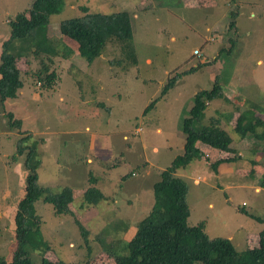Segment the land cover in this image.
I'll return each mask as SVG.
<instances>
[{"label": "rangeland", "instance_id": "1", "mask_svg": "<svg viewBox=\"0 0 264 264\" xmlns=\"http://www.w3.org/2000/svg\"><path fill=\"white\" fill-rule=\"evenodd\" d=\"M63 1L46 30L58 43L54 57L28 53L19 41L9 51L19 55L16 63L24 83L17 98L0 104V258L13 262L30 252L33 264L43 259L114 264L111 249L125 254L120 247L133 237L136 224L153 208L171 206L164 195L170 201L172 196L164 192L159 198L152 187L160 171L183 152L182 121L194 94L211 90L215 80L231 102H211L205 120L219 119L241 160L226 163L232 154L197 144L206 160H193L176 172L188 187L187 224L204 223L209 238L228 239L238 252L257 248L264 225L238 209L264 220V189L255 182L264 170V154L260 146L252 154L259 142L243 140L234 126L243 113L247 122L264 119V0ZM31 2L0 0V52L10 33L8 23ZM83 7L95 13L120 12L125 7L138 12V21H132L137 64L114 41L107 42L91 64L78 56L72 43V54L63 56L60 43L66 40L59 34V23L81 16ZM231 11H238L235 20L228 17ZM232 21L233 29L229 27ZM45 71L55 73L48 88L38 82V74ZM176 74L182 75L160 98L166 82ZM154 101V107L142 115ZM7 113L21 121L20 134L9 127ZM26 132L32 138L25 145L36 144L38 183L55 193L70 185L75 197L69 209L72 215L55 216L50 204L35 203L47 251L41 246L35 251L19 247L20 236L14 233V214L25 194L26 171L24 157L15 162L11 158L16 139ZM218 160L222 163L214 172L210 165ZM250 160L259 165H254L256 170ZM89 173L96 179L93 185ZM90 187L107 199L95 208L86 204L84 210L82 196ZM76 222L87 230V241ZM104 228L113 235L102 232ZM99 235L107 252L96 241ZM89 250L92 258L85 260Z\"/></svg>", "mask_w": 264, "mask_h": 264}, {"label": "trees", "instance_id": "2", "mask_svg": "<svg viewBox=\"0 0 264 264\" xmlns=\"http://www.w3.org/2000/svg\"><path fill=\"white\" fill-rule=\"evenodd\" d=\"M63 5V0H32L27 10L17 14L14 20L8 23L10 33L6 41L2 43L0 52L1 105L6 100L17 98L24 83L16 63L19 55L9 52L11 47L16 41H19L24 43L25 51L28 53L46 55L48 59L54 57L58 43L46 30L50 23V17L59 14ZM81 13V16L77 18L59 23V34L66 40L65 44L60 43L64 47V57L72 54V51H69V48L73 49L70 46L72 43L78 56L87 64H91L101 56L107 42L114 41L119 42L121 50L127 51V59L137 64L133 47L131 13L128 11L95 13L89 12L84 7L81 9ZM135 13L139 15L137 11ZM237 14L238 11H231L228 13V17L235 20ZM229 27L233 29L234 21L230 22ZM234 44L235 41H232L233 47ZM227 53L229 54L230 51ZM192 70L196 69L189 71ZM45 73L42 76L38 74V82L41 83L39 85L42 88H48L50 79L55 77L53 72L48 74L45 71ZM180 75L182 74H176L166 82L160 93V98L176 84ZM214 100L231 102L224 95L223 88L217 80L214 81L211 90H200L194 94L188 116L182 121V132L185 136L183 152L174 157L167 168L160 171L159 180L152 187L157 197L168 192L173 200L170 201L169 195L164 196H167L168 205L172 202L171 206L167 209L153 208L145 218L136 224L133 237L120 247V250H123L125 254L114 253L111 249L109 256L114 254V264H264V229L259 233L260 239L257 248L238 252L228 239L209 238L204 231V223H198L195 226L187 224L190 215L187 205L188 187L183 179L176 176V172L187 168L193 160H206L205 155L197 148V144L232 154L230 159L225 160L226 163L241 160L231 138L221 128L219 119L210 117L205 120V110ZM155 102L149 103L142 115L152 109ZM228 115L230 116V114ZM6 117L9 127L16 129L20 134L21 121L15 119L12 113H7ZM234 129L243 140H247L249 143L252 141L259 142V144L254 145L252 154H257L258 146L264 154V119L256 118L247 122L246 114L243 113L236 119ZM31 138L30 132H26L24 136L17 138L14 145L15 153L11 158L15 162L18 158L24 157L22 166L26 171L25 194L17 202L14 214V233L16 236H20L19 247L35 251L41 246L43 251H47V245L41 240V219L36 214L35 203L41 201L44 204H50L55 216L72 215L69 209L72 207L75 197L70 186H64L60 192L55 193L49 187L38 183L37 167L39 161L36 160L38 154L35 141H32L28 146L25 145L26 141L31 140ZM250 162L253 170H256L254 165L258 164L251 160ZM221 163V160L214 161L210 167L214 172H217L216 167ZM122 179H127V176ZM256 179L258 186L264 189V170L259 174V177H255ZM88 181L91 185L96 183V179L91 173H89ZM82 197L83 203L88 204L89 208H95L99 202L107 199L95 187L86 189ZM238 211L264 225V220L246 210L239 208ZM76 224L79 226L83 240L87 241V230L78 222ZM102 232L113 235L106 228ZM96 241L107 252L104 247L106 244L102 243L100 235ZM29 253H22V257L13 262L0 258V264H33L28 256ZM91 258L92 253L90 251L85 260ZM40 264L64 263L61 261L55 263L43 259Z\"/></svg>", "mask_w": 264, "mask_h": 264}, {"label": "crops", "instance_id": "3", "mask_svg": "<svg viewBox=\"0 0 264 264\" xmlns=\"http://www.w3.org/2000/svg\"><path fill=\"white\" fill-rule=\"evenodd\" d=\"M125 10H128V12L131 13V15H132L131 18H130V19H131V25H132V21H133V20L138 21L139 18H138L137 13H135V12H134L133 10H131L129 7H128V8L125 7V8L123 9V11H125ZM133 47H134V44H133ZM93 107L96 108V105H93ZM156 131L159 132L160 129L156 128ZM136 132L138 133V132H139V129H137ZM102 135H107V134H102ZM103 150H105V149H103ZM87 162H88V163H91V160L88 159ZM256 177H259V175H257ZM158 180H159V179H158ZM158 180H157V181H158ZM157 181H156V182H157ZM255 181H256V180H255ZM69 186H70V185H69ZM105 197H106V196H105ZM108 200H109V198H108ZM101 202H106V200H103V201H101ZM110 202H111V201H110ZM84 210H86V208H85ZM90 210H91V209H90ZM88 212H89V211H88ZM87 214H88V213H87Z\"/></svg>", "mask_w": 264, "mask_h": 264}, {"label": "built area", "instance_id": "4", "mask_svg": "<svg viewBox=\"0 0 264 264\" xmlns=\"http://www.w3.org/2000/svg\"><path fill=\"white\" fill-rule=\"evenodd\" d=\"M194 53L197 54L196 51H194Z\"/></svg>", "mask_w": 264, "mask_h": 264}, {"label": "clouds", "instance_id": "5", "mask_svg": "<svg viewBox=\"0 0 264 264\" xmlns=\"http://www.w3.org/2000/svg\"><path fill=\"white\" fill-rule=\"evenodd\" d=\"M85 206H86L85 208H87V205L86 204H85Z\"/></svg>", "mask_w": 264, "mask_h": 264}]
</instances>
